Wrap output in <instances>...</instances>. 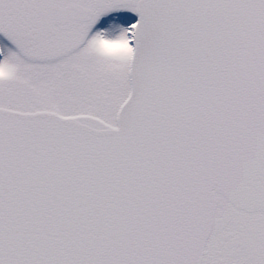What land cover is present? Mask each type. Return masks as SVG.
<instances>
[{
    "label": "snow or ice",
    "instance_id": "obj_1",
    "mask_svg": "<svg viewBox=\"0 0 264 264\" xmlns=\"http://www.w3.org/2000/svg\"><path fill=\"white\" fill-rule=\"evenodd\" d=\"M0 264H264V0H0Z\"/></svg>",
    "mask_w": 264,
    "mask_h": 264
}]
</instances>
